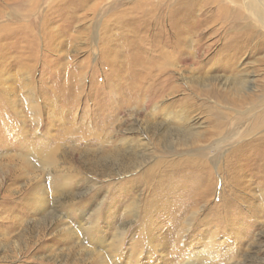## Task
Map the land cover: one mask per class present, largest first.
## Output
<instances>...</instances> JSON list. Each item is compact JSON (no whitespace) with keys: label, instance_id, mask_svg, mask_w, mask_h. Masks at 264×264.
Instances as JSON below:
<instances>
[{"label":"rangeland","instance_id":"rangeland-1","mask_svg":"<svg viewBox=\"0 0 264 264\" xmlns=\"http://www.w3.org/2000/svg\"><path fill=\"white\" fill-rule=\"evenodd\" d=\"M233 58L238 64L227 65ZM238 71L252 80L240 94L225 79ZM210 76L196 94L186 85ZM164 79L180 91L150 97ZM138 80L143 91L132 87ZM262 84L264 0H0V171H13L0 174V264H86L69 254L80 214L107 194L106 205L125 203L97 224L125 237L108 247L113 259L104 252L108 264H264L263 135L248 133L249 102L226 99L257 98ZM108 131L111 143L140 146L87 169V154L73 146L97 149ZM129 166L136 174L124 173ZM58 168L71 171L59 181ZM151 184L164 185L165 202L148 214H162L154 236L175 237L148 249L132 242L136 222L120 214L127 199H151L143 194ZM186 207L197 211L194 222L187 213L175 223L181 231L168 228Z\"/></svg>","mask_w":264,"mask_h":264},{"label":"bare ground","instance_id":"bare-ground-1","mask_svg":"<svg viewBox=\"0 0 264 264\" xmlns=\"http://www.w3.org/2000/svg\"><path fill=\"white\" fill-rule=\"evenodd\" d=\"M246 37H250L251 36H246ZM240 40V39H239ZM199 45L197 46V50H198ZM181 60H182V64H185L186 63V60L185 58H183V56H180ZM239 60L238 58H233L232 61L227 65L229 66H232V65H235V64H238ZM228 66V67H229ZM230 68V67H229ZM147 70H152L153 68H146ZM213 72V69L211 70ZM243 70H241L242 72ZM227 72V71H226ZM238 71L237 74H235L234 72L232 73L233 75H230L229 77H225V79L227 81H229V88H231L230 90H233L235 92H237V94H240L241 92L244 93V91H246L247 89H249L250 86L249 83H251V79H249V83H248V80H247V76L246 74L244 75L245 78H241L242 76H239L240 73ZM243 76V77H244ZM169 78V77H168ZM194 79V78H193ZM217 79V78H216ZM222 81V80H221ZM193 82V83H192ZM191 85L189 84H186L189 86L190 88V92L193 93V94H196L195 91H193L195 88H202V85L203 84H213V76H210V77H206L204 78L203 80H193L191 81ZM187 86V87H188ZM205 86V85H204ZM203 86V87H204ZM133 88H136L140 91H143L142 90V87L140 85V80H138V87L135 86V84L132 85ZM261 87V86H260ZM180 86L178 85H174V84H171V83H168L166 82V80L164 79L163 81H161V83L159 84V86L157 87V89L155 91H149L147 93H151L149 96L152 97V98H160L162 97V95H164V97H170L171 95H174L176 94L177 92L180 91ZM193 89V90H192ZM193 91V92H192ZM261 96L259 95L257 98H248V94H246L245 92V96H242V95H237V96H234L233 95V99L236 97L235 100H233L231 97H228L226 98L227 100H229V102H232V103H238L239 105H243L245 104L246 102H249L251 105H252V111H254L255 115L254 118H253V121L251 122V126L249 127L248 129V133L249 135H256V134H262L263 137H262V145H264V84H262V89H261ZM200 92L203 93V95H206V97L210 98V97H213V91H207L205 92L203 89H200ZM146 93V94H147ZM217 95V94H215ZM254 99V100H253ZM150 102L152 103V101L150 100ZM192 99H188L184 104H182L183 106L185 105L186 107H189L190 106V103H192ZM193 104V103H192ZM181 105V106H182ZM235 106V105H234ZM167 112V111H166ZM244 112V111H243ZM246 112V111H245ZM168 115V114H166ZM173 115V114H172ZM177 116V115H176ZM246 117L243 116L241 121H243L244 118ZM249 117V116H248ZM181 118V117H180ZM151 120V119H150ZM148 119V117L145 119L146 123H147V127H151L152 125H155L152 121H150ZM185 120V119H184ZM170 121V120H169ZM178 121V119L176 120ZM250 124V123H249ZM121 126L122 124H119L117 123L115 125V130L116 132L118 131L119 134H122V132H120L121 130ZM171 126V125H170ZM120 127V128H119ZM174 127V125H173ZM248 127V126H247ZM194 130V129H193ZM181 131V130H180ZM181 133V132H180ZM248 135V134H247ZM115 137L114 134H113V131H108L106 133V135H104V138L103 140L101 141L100 145H99V148L97 149H94V150H87V149H81V147L79 145H76V146H73L72 150L73 151H77L79 154H87V158L88 160H84L83 162L86 164V166H88L87 169H91L92 171H99L97 170L98 167L100 166H103L105 165L109 160L113 161V162H120V159H121V155L124 151H127V150H136L140 145L136 142L135 139H130L128 141L127 138H123V141L120 142V144H117L116 143H111V139ZM82 139V138H81ZM80 139V140H81ZM78 140V139H76ZM82 141V140H81ZM78 144H80V142H77ZM145 146V145H144ZM77 147V148H76ZM60 148V147H59ZM62 148V147H61ZM57 149V148H55ZM64 149V148H63ZM62 149V150H63ZM58 150V149H57ZM60 151V150H59ZM193 151V150H192ZM128 152V151H127ZM58 153V152H57ZM192 154V153H191ZM61 155L65 158L67 157V153L66 152H61ZM66 155V156H65ZM190 155V154H189ZM86 158V157H85ZM69 160V159H68ZM54 161V160H53ZM210 161V160H209ZM50 161L47 162V164L49 163ZM52 165H53V162H51ZM51 163H49L51 165ZM116 163V164H117ZM55 164V162H54ZM55 167V166H54ZM58 166H56L57 168ZM69 168V167H68ZM59 169V168H58ZM71 169V168H70ZM136 169L135 166L131 167H126L125 168V172H132V174H136V172H134V170ZM97 170V171H96ZM262 170V169H261ZM64 171H71L69 169H59L58 172V179L59 181H61V179L67 175L68 173H65L64 175H62L61 173L64 172ZM7 172L9 173H13L12 169L8 170ZM6 171H0V174H4V176L6 175L7 173ZM100 173V172H99ZM122 173V172H121ZM127 173V174H129ZM58 182V181H57ZM134 182L136 181H132V180H128L126 181L127 184H130L132 185ZM118 184L119 183H123L122 179L119 180L117 182ZM180 185V184H179ZM177 186V185H176ZM175 186V187H176ZM187 186V185H185ZM144 188L145 189H148V194L146 195L145 191L143 192L145 198L147 199L148 195L151 193V194H154L152 196L151 199H147L148 201H145L144 203H142L141 201L139 202H129L130 200L127 199L126 201L128 202V206L125 207L124 209V212L122 214H120L121 218L123 219H130V220H133L135 221L136 223L133 224L132 228H130V231H129V235L130 233H135V237L132 236L131 237V240L133 243L135 244H138V246H140V248H148L150 249V245L151 246H155L156 243L159 244V239H161L163 242H165L166 240H168L169 238H172L174 239L175 236L172 237V235L170 236H167V237H162V236H154V234L157 232V230H159V226L155 223L156 222V218L157 217H160L162 214L161 213H155V214H151L150 216H148L149 214V211L151 209H153V206H163L165 204L164 202V199H161L160 196H158V194H160L161 192H163V188H164V185L163 184H151V186H148V185H144ZM187 188V187H186ZM196 188V187H195ZM197 189V188H196ZM69 190H71V188H69ZM67 190V191H69ZM151 190V191H150ZM11 193L12 190H9ZM65 191V190H63ZM156 191V192H155ZM198 192V191H197ZM196 192V194H197ZM61 195H64V193H60ZM199 194V193H198ZM205 194V192H204ZM110 197V194H107L106 195V198L103 199V203L102 205L99 204V207L94 209L93 212L90 213L89 210H87L88 212L85 211V209L82 210L81 214H80V218L82 217L84 220V225H81L79 231L81 233V235L79 236V242L77 243L78 245V253L77 251H70V256L71 257H79V256H82L81 259L83 260V262H85L84 260V257L87 256V263L86 264H108V259L112 258L113 255L109 252L108 253V247L112 246L113 247V251L117 248V247H121L122 243H123V240H124V236L122 237L121 236V233L118 231L117 227L115 228V234H114V238H111L110 236H108V232L107 233H103L102 231H99L100 228L98 229V226L97 224L99 223V219L100 218H108V217H112L110 216L109 214H113L114 213V216L116 214V216L119 214V211L117 210L118 208H121V207H124L125 203L124 201L120 202V201H115V202H112V203H109L108 205L105 204V201L106 199ZM205 197V196H204ZM202 201V200H201ZM196 202V201H195ZM74 203V202H73ZM197 203V202H196ZM195 204V203H194ZM207 204V203H206ZM106 205V206H105ZM72 206V205H71ZM92 207V206H91ZM107 207H109V209H107ZM161 207H158L157 210H159ZM193 208V207H192ZM254 212L253 213H257V210L258 208L256 209L254 206H252ZM184 209V213L183 214H173L174 216V222H172L171 224V227H168V228H174V229H177L178 231H181L184 227H183V224H175L176 222H178V220L181 218V217H184L187 215V213H191L192 214V219H190L191 222L189 223H193L194 221V217L196 216L197 214V211H194L195 209L193 210H190L189 212V207H186V208H183ZM92 210V208H91ZM189 214V215H191ZM74 215V214H73ZM188 215V216H189ZM256 215H259V214H256ZM69 216H71L69 214ZM70 218V217H69ZM188 218V217H186ZM196 218V217H195ZM72 219V218H71ZM120 219V218H119ZM121 219V220H122ZM75 220V219H73ZM104 220V219H103ZM107 220V219H106ZM176 220V221H175ZM185 220V219H184ZM95 222V226L93 225H90L89 223L91 222ZM105 221V220H104ZM110 221V220H109ZM189 221V220H188ZM107 222V221H105ZM115 219H114V223H115ZM120 222V221H119ZM77 223V222H76ZM113 223V224H114ZM188 223V224H189ZM187 226V223L185 224ZM111 227V226H110ZM114 228H112L113 230ZM186 229V228H185ZM114 231V230H113ZM78 232V231H77ZM123 232V231H121ZM69 234V233H68ZM110 235V234H109ZM127 236V235H126ZM108 237V239H110V244L109 245V242L107 241L108 239H106ZM70 238V237H69ZM78 238V237H77ZM73 240V239H72ZM71 240V241H72ZM129 240V241H131ZM127 241V240H125ZM75 244V243H74ZM132 244V243H131ZM189 245V243H188ZM99 248V251H97ZM70 250V247L69 248H66L65 250ZM166 249V248H165ZM61 250V249H60ZM106 250V251H105ZM131 250H135V249H131ZM188 250V249H187ZM101 251V252H100ZM103 251V252H102ZM129 251V250H127ZM147 251H150V250H147ZM163 251H164V248H163ZM171 252H177L176 250H170ZM59 252V251H58ZM62 252V251H61ZM69 252V251H68ZM108 253V254H111L110 255V258H108L109 255L107 256H104L105 253ZM132 252V251H131ZM130 252V253H131ZM179 252V251H178ZM63 254H66V252H62ZM165 253V252H164ZM68 254V255H69ZM129 254V253H128ZM135 254V253H134ZM128 255L129 256V259L131 258V262L134 263V259L137 258V255L139 256V253L135 255ZM57 255V254H56ZM58 256V255H57ZM61 256V255H60ZM84 256V257H83ZM127 256V254H126ZM127 256V257H128ZM64 257V256H63ZM67 257V256H66ZM168 257V256H167ZM108 258V259H107ZM163 258H165V256H163ZM67 259V258H66ZM113 259V258H112ZM138 259V258H137ZM63 260V259H62ZM73 260H76V259H73ZM118 260V259H117ZM134 260V261H133ZM69 260H67L68 262ZM80 261V260H79ZM64 262V261H62ZM73 262V261H72ZM76 262V261H75ZM82 262V261H81ZM136 262V261H135ZM69 263V262H68ZM80 263V262H79ZM71 264V263H70ZM198 264H201V262H199Z\"/></svg>","mask_w":264,"mask_h":264}]
</instances>
